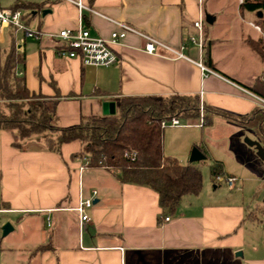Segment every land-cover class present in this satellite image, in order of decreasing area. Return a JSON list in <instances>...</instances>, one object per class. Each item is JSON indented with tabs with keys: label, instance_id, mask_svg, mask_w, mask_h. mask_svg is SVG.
I'll return each instance as SVG.
<instances>
[{
	"label": "crops",
	"instance_id": "crops-1",
	"mask_svg": "<svg viewBox=\"0 0 264 264\" xmlns=\"http://www.w3.org/2000/svg\"><path fill=\"white\" fill-rule=\"evenodd\" d=\"M82 1L96 12L79 10L64 0L0 5L12 9L23 2L41 3L39 8L19 9L22 23L43 33L34 39L22 29L0 24V62L12 43L24 53V66L17 73L24 76L30 92L44 95L58 126L104 115V101H114L116 113L122 96L198 94L205 104L232 115H214L213 123L203 126L209 134L218 124L251 128L254 133L244 147L248 154L241 157L227 146L219 150L221 154L210 151L203 143L206 132L197 123L179 130V140L172 145L167 144L166 133L164 153L181 164L190 163L191 149L200 143L197 148L205 158L199 165L206 159L220 160L224 174L238 173L242 178L228 189L210 177L215 182L212 188L208 184L198 194L183 196L174 213L161 216L151 188L121 183L103 167L88 164L80 170L79 140L64 143L56 153L44 145L51 131L16 146L14 132L0 129V264H264V138L256 128L233 118L248 116L256 106L242 88L262 89L258 78L262 79L264 61L244 41L261 37L249 24L255 21L238 16L237 0L233 5L230 0ZM206 14L212 18L210 26L239 20V45L232 47V39L217 40L213 32L208 39ZM198 18L213 66L206 62L203 47L200 51L187 39L196 34L193 21ZM115 20L184 56L161 45L149 53L144 49L146 39L133 32L113 45L118 57L109 66L84 65L78 58L58 54L51 35L59 29L75 28L80 22L92 35L107 38L117 29ZM200 60L212 73L201 71ZM93 190L97 193L87 210L90 219L80 222L74 207ZM7 221L12 230L3 235ZM40 246L44 248L37 250Z\"/></svg>",
	"mask_w": 264,
	"mask_h": 264
},
{
	"label": "trees",
	"instance_id": "trees-1",
	"mask_svg": "<svg viewBox=\"0 0 264 264\" xmlns=\"http://www.w3.org/2000/svg\"><path fill=\"white\" fill-rule=\"evenodd\" d=\"M41 5L23 2L12 9H34ZM239 9L252 13L264 32V0H243ZM244 41L264 61L262 38L245 37ZM203 56L213 66L207 45H203ZM24 63L25 55L14 43L0 62V129L14 132V145L20 146L21 140L46 131H51L52 135L45 138L44 145L52 152L60 153L64 143L79 140L82 147L77 156L87 155L89 165L112 170L121 183L144 185L155 191L161 216L174 213L183 196L200 192L202 174L198 161L181 164L176 157L166 155L165 127L160 124L162 119L171 117H178L188 124L197 123L200 114L198 94L122 96L117 99L118 109L113 115L87 116L76 125L58 126L52 108L42 100L44 95L30 92L24 76L17 73ZM258 82L262 89L250 90L264 97V83L261 78ZM202 115V127L210 126L214 115L232 117L203 101ZM233 118L256 128L264 138L263 109L255 106L248 116ZM129 149L136 151L133 160L124 155ZM209 174L212 179L224 174L220 160L209 162ZM43 248L40 246L37 250Z\"/></svg>",
	"mask_w": 264,
	"mask_h": 264
},
{
	"label": "built area",
	"instance_id": "built-area-1",
	"mask_svg": "<svg viewBox=\"0 0 264 264\" xmlns=\"http://www.w3.org/2000/svg\"><path fill=\"white\" fill-rule=\"evenodd\" d=\"M66 2L74 4L79 10H89L91 12H96L91 7L87 6L82 0H64ZM201 0H199L200 2ZM238 4H240L243 0H237ZM21 10L20 9H10L4 8L0 6V24L1 25H12L17 29L24 30V33L27 37H31L34 39H39L42 36V32L39 30H31L27 28L21 20ZM117 26V29L113 30L109 37L104 38L101 36H95L90 33L87 28L81 26L80 22L75 28H62L58 31L54 32L51 36L56 40L58 44V54L63 57L69 58H78L84 65H93V66H109L116 62L117 60V52L114 49V44L120 42L128 32L137 33L143 36L145 41L144 49L152 53L155 51L157 45H161L172 51L179 57H183L184 55L179 51L175 50L164 43L158 41L157 39L146 35L140 31H138L135 27L121 22L114 21ZM250 26H252L255 30L260 32L261 38L263 41V50H264V32L262 31L260 25L256 24L253 21L249 22ZM193 26L196 28L197 32L195 35H188V40L197 44L199 50H202L203 47V30H202V21L201 18H198L193 21ZM201 71L205 74L212 73L201 60L197 63ZM262 81L264 83V72L262 73ZM243 92L249 97L257 107L264 110V97L260 96L254 92L243 89ZM200 114L197 125L201 126L203 124V115H202V100L200 99ZM162 126H185L189 125L188 123L183 122L178 117L164 118L160 121ZM126 157H129L130 160H133L136 157V151L134 149H129L124 152ZM82 166H80V170L84 167V165L89 164V157L87 155H83L81 157ZM241 175L236 174H221L215 177L217 182H222L228 189L235 188V185L238 181L241 180ZM97 191L93 190L91 197H81L78 204L74 207L79 215L80 222L89 221V215L87 214V210L93 205V198L96 195ZM168 219V217H165Z\"/></svg>",
	"mask_w": 264,
	"mask_h": 264
},
{
	"label": "rangeland",
	"instance_id": "rangeland-1",
	"mask_svg": "<svg viewBox=\"0 0 264 264\" xmlns=\"http://www.w3.org/2000/svg\"><path fill=\"white\" fill-rule=\"evenodd\" d=\"M15 0H0V5H8L13 3ZM235 2V0H230V3ZM235 5V3H234ZM239 6V4H238ZM239 7H238V16L241 17L244 21L246 20H255V17L253 16V14L246 12V11H239ZM227 15L225 16L224 19H226ZM232 17V16H230ZM229 17V18H230ZM228 18V17H227ZM239 19V18H238ZM224 24H217L216 26H210L209 23L204 21V26L205 28H211V33L209 31V33L207 34L208 39H211L213 37L212 32L214 34V36L216 37L217 40H221L222 42L224 41H229L232 39V47H236V45H239V39H238V34H237V30L238 27L241 25L239 24V20L238 21H234V20H227L225 22H223ZM253 29L251 28V31ZM254 31V30H253ZM252 34L255 33V31ZM227 32H230V34ZM229 37V38H227ZM42 100L45 102V100L42 98ZM190 126H165L164 128V135L166 134V142L167 144H173L174 141L176 139L179 140V130L188 128ZM203 129L205 130L204 132L208 131L206 129V127H203ZM178 130V131H177ZM196 134L198 133V135H200V127L196 126ZM213 134H209V132L205 133V141L207 143L208 148L210 149V151L214 152L215 154L218 152L219 154H221V150L222 147L227 146L230 147L229 149L232 150V152L235 151V153L239 154L241 157L242 155L246 156L248 154V151H246L244 149V147L248 146V143L246 142L247 138H251L250 136H252L254 133L252 132L250 127H246V126H224L223 124H218V126L214 127L212 130ZM230 132V134L228 133ZM195 133V132H194ZM164 135H163V140H164ZM238 136L239 138L237 140V143H235L236 139L235 137ZM200 143H197V146ZM196 145H194L193 147H197ZM220 150V151H219ZM234 155V154H233ZM232 155V156H233ZM235 156V155H234ZM237 159V157H236ZM227 163V161H225ZM223 166V164H222ZM229 167V166H228ZM199 169L201 171L202 174V178L203 181L202 182V188L208 187L206 185L209 184V187L212 188L213 184V180L210 179V174H209V161L208 159L204 160L203 162L200 163L199 165ZM223 185V184H222ZM223 187V186H222ZM201 188V189H202Z\"/></svg>",
	"mask_w": 264,
	"mask_h": 264
},
{
	"label": "water",
	"instance_id": "water-1",
	"mask_svg": "<svg viewBox=\"0 0 264 264\" xmlns=\"http://www.w3.org/2000/svg\"><path fill=\"white\" fill-rule=\"evenodd\" d=\"M44 12H45V9L42 11V14H44ZM205 21L210 23L212 22V18L208 14H206ZM102 106H103L104 115H113L115 113L114 101H104ZM204 158H205V155L197 147H192L190 156H189L190 162H197V161L203 160ZM11 230H12V226L10 222L7 221L6 223L3 224L2 226L3 235H6ZM238 253L239 255L241 254L240 251Z\"/></svg>",
	"mask_w": 264,
	"mask_h": 264
}]
</instances>
